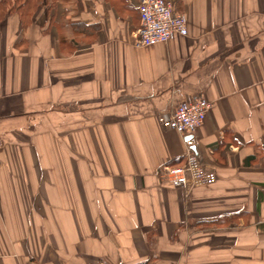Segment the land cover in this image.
Here are the masks:
<instances>
[{"label": "crops", "instance_id": "0c3cea01", "mask_svg": "<svg viewBox=\"0 0 264 264\" xmlns=\"http://www.w3.org/2000/svg\"><path fill=\"white\" fill-rule=\"evenodd\" d=\"M189 34L135 47L139 0H47L0 24V264H264V0H172ZM212 186L158 172L191 145Z\"/></svg>", "mask_w": 264, "mask_h": 264}, {"label": "built area", "instance_id": "2783aa9c", "mask_svg": "<svg viewBox=\"0 0 264 264\" xmlns=\"http://www.w3.org/2000/svg\"><path fill=\"white\" fill-rule=\"evenodd\" d=\"M138 10L141 24L134 35L137 48L166 44L189 34L187 16L176 11L172 0H139ZM211 109L212 104L199 97L179 103L171 113L161 115L159 121L164 128L187 137L203 126ZM158 177L162 185L183 190L212 186L217 182L215 171L208 168L191 150L182 165H164Z\"/></svg>", "mask_w": 264, "mask_h": 264}, {"label": "trees", "instance_id": "16d2710c", "mask_svg": "<svg viewBox=\"0 0 264 264\" xmlns=\"http://www.w3.org/2000/svg\"><path fill=\"white\" fill-rule=\"evenodd\" d=\"M47 0H0V24L11 14H17L25 27L31 22V17ZM53 2L55 0H52ZM185 162V158L170 163L171 166H180ZM146 264V263H143Z\"/></svg>", "mask_w": 264, "mask_h": 264}, {"label": "water", "instance_id": "95a60500", "mask_svg": "<svg viewBox=\"0 0 264 264\" xmlns=\"http://www.w3.org/2000/svg\"><path fill=\"white\" fill-rule=\"evenodd\" d=\"M188 144L191 145V149L192 151L198 155V151H197V146L195 145V141H194V136L193 135H189L186 137V140H185Z\"/></svg>", "mask_w": 264, "mask_h": 264}]
</instances>
